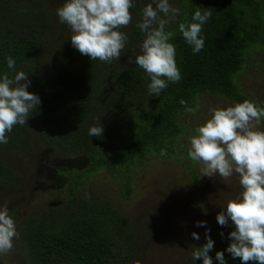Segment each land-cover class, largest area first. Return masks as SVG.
<instances>
[{"label": "trees", "instance_id": "1", "mask_svg": "<svg viewBox=\"0 0 264 264\" xmlns=\"http://www.w3.org/2000/svg\"><path fill=\"white\" fill-rule=\"evenodd\" d=\"M134 2L139 4L130 10L132 23L122 29L128 36L126 48L120 60L108 64L92 61L72 47L70 28L59 22L46 0H25L23 4L0 0V75L10 72L6 57L11 56L16 71L29 75L28 91L41 99L27 124L15 126L7 134L9 142L0 144V149L31 154L35 133L54 143L59 152L76 158L83 155L89 165L87 175L118 170L121 175L116 186L125 202L132 200L133 167L151 158H170L181 148L177 141L187 129L186 112L179 101L186 100L193 107L200 95L219 97L233 105L251 99L242 93L236 77L247 65L250 50H264L262 0H169L181 10L166 30L175 33L170 42L176 48L182 79L169 83L159 97L151 96L147 89L150 78L143 69L128 63L130 56L141 54L145 37L136 24L151 0ZM198 7L210 9L212 17L201 33L205 46L194 54L178 26L194 22L192 16ZM60 36L65 38L57 47H50V39ZM98 117L104 132L102 137H92L89 128ZM161 149L167 150L166 156L160 155ZM69 178V183H38L46 191L56 186L61 189L26 220L17 221V207L10 213L19 233L14 241L16 257H21L23 264H137L142 241L153 225L136 233L135 223L114 209L94 183H81L79 175ZM18 182L0 155L2 197H11ZM193 185L199 190V183ZM213 227L214 223L201 227L204 243L205 232ZM233 230L230 226L223 231L224 236L220 230L216 236L210 234L215 242L209 253L213 264H219L215 259L218 251H224L227 264H242L226 251ZM190 264L203 261L191 258Z\"/></svg>", "mask_w": 264, "mask_h": 264}, {"label": "clouds", "instance_id": "2", "mask_svg": "<svg viewBox=\"0 0 264 264\" xmlns=\"http://www.w3.org/2000/svg\"><path fill=\"white\" fill-rule=\"evenodd\" d=\"M134 7V0H66L57 9V16L60 23L70 28L74 49L92 61L98 59L111 64L120 60L126 48L128 36L122 29L132 23L130 10ZM180 12L169 0H151L141 10V19L136 24L145 38L140 46L141 54L130 56L128 63L143 69L150 78L147 89L151 96L159 97L169 83H179L182 79L176 48L170 42L175 33L166 30ZM211 17L210 9L202 11L198 7L192 16L194 22L179 23V32L194 54L200 53L205 46L201 33ZM6 61L10 72L0 75V144H7V134L15 126L27 124L30 113L41 105L40 97L28 91L29 75L16 71V61L11 56L6 57ZM179 103L186 113L197 110L186 100L181 99ZM209 114L210 118L198 126L190 138L188 158L201 166L203 177L218 175L228 181L238 175L242 191L227 202L216 220L222 227L234 228L228 235L231 243L226 249L233 259L239 258L242 264H264V130L260 129L264 105L246 99L234 106L210 108ZM103 132L98 117L88 134L102 137ZM160 155L166 156L167 150L161 149ZM206 224V221L197 222L198 227ZM191 235L195 240L200 239L195 232ZM18 238L16 223L7 204L0 205V257L13 251ZM205 239L203 246L192 245V259L213 264L209 253L215 242L210 229L205 232ZM215 259L219 264H227L224 251L216 252Z\"/></svg>", "mask_w": 264, "mask_h": 264}, {"label": "rangeland", "instance_id": "3", "mask_svg": "<svg viewBox=\"0 0 264 264\" xmlns=\"http://www.w3.org/2000/svg\"><path fill=\"white\" fill-rule=\"evenodd\" d=\"M17 1L22 4L25 2ZM46 2L48 8L56 13L66 0ZM134 4L136 6L139 3ZM64 38H51L49 46L57 47ZM236 80L242 93L264 105V50H250L249 61ZM229 106L234 105L219 97L198 96L193 104L197 110L183 116L187 130L177 141L181 146L177 153L170 158H151L131 169L133 186L132 200L129 202L124 201L120 188L116 186L121 175L118 170L113 174L99 170L87 175L89 165L83 155L76 158L64 151L59 152L54 143L33 133L31 154L9 148L0 149L3 161L19 178L11 197H2L0 193V205L7 204L9 214L16 207L19 208L17 221H24L40 205L58 196L61 189L56 186L52 191H46L38 183H69V175H79L81 183H94V188L112 201L114 209L135 223L136 233L140 234L145 227L153 225L154 228L140 246L139 264H190L192 245L205 244L202 228L197 226V222L206 221L208 227L214 223L210 234L218 230L225 231L226 227L218 224L216 216L229 200L235 199L242 191L238 175H233L228 181L218 175L213 178L203 177L201 166L187 155L195 129L210 118L209 109ZM260 129L264 130V120ZM195 181L199 183V190L193 185ZM27 183H31V186H25ZM200 217L203 218L200 220ZM193 232L200 236L199 240L192 238ZM0 264H23V259L16 257L15 251H12L0 257Z\"/></svg>", "mask_w": 264, "mask_h": 264}]
</instances>
